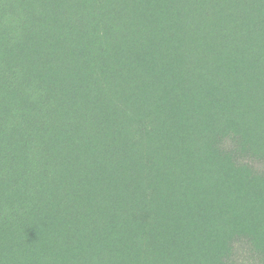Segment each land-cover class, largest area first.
<instances>
[{"label":"rangeland","instance_id":"1","mask_svg":"<svg viewBox=\"0 0 264 264\" xmlns=\"http://www.w3.org/2000/svg\"><path fill=\"white\" fill-rule=\"evenodd\" d=\"M252 91L264 93V0H0V250L132 264L131 239L154 226L161 264L201 259L185 214L218 206L195 192L244 183L245 164L264 174L246 155L264 154ZM154 122L153 135L137 127ZM105 154L114 180L92 168Z\"/></svg>","mask_w":264,"mask_h":264},{"label":"trees","instance_id":"2","mask_svg":"<svg viewBox=\"0 0 264 264\" xmlns=\"http://www.w3.org/2000/svg\"><path fill=\"white\" fill-rule=\"evenodd\" d=\"M259 78L254 77V81ZM244 86H237L236 92L240 93ZM250 98L254 101L257 111L263 110L264 108V93H256L252 91ZM210 100H206L208 103ZM156 122L151 124H139V127L146 134H154L158 125ZM213 130L212 127L208 126V131ZM223 139L235 137V134H239L238 130L231 129L227 131H222ZM222 139V140H223ZM146 143V139L142 138V142ZM144 142L140 145V148L144 146ZM146 152L148 156V163L145 164V172H147L148 177L153 178V170L157 169L154 163V155L150 151ZM262 150H256V148H251L246 153L249 159H264V154ZM156 160V159H155ZM259 161V160H258ZM98 166H93L94 170L98 173L104 174V178L107 181L114 180L118 176L117 171L112 170V164L109 161L107 155H101ZM247 169H250L249 172ZM60 172H55L54 174H73L76 173V167L74 164H69L63 166ZM243 173H247L243 177V182L238 186L232 184L220 185L216 184L212 186L211 191L207 192L206 183L204 182L198 190L195 192L199 198H195L198 204L203 202L213 201L217 204V208L214 213H210L209 208L204 207V210L192 211L185 214V221L190 222L193 227L200 226L201 228V259L196 260L191 258L188 264H211L208 262H215V264H264V174L256 173L251 170L248 164L243 165L241 170ZM91 173L90 171H87ZM77 175H79L77 173ZM85 176L84 173L80 174ZM106 186V185H105ZM203 189H202V188ZM135 186L129 184V182L124 186L122 193L130 195L131 199L135 197ZM152 193V192H151ZM153 198L154 194H151ZM164 196V195H163ZM162 197V196H161ZM148 197L143 195L142 201H146ZM159 201L165 204L158 195ZM174 206H181L180 200L174 198ZM192 198L185 199L189 207V201ZM119 203V204H118ZM231 204L230 209H225L223 204ZM111 210L118 209L121 211V202L112 201L109 202ZM128 215H132L133 218L137 219L142 214L138 211V208H134L132 205L128 206ZM156 223L158 218L154 216ZM153 218V219H154ZM134 225V222L131 221ZM135 227V226H134ZM154 227V226H153ZM151 228L149 233L145 236L136 235L131 239L133 247L135 248V259L131 261L132 264H161L159 254L157 256H152L150 252L153 251L152 248L159 246L157 243V231L155 228ZM75 229L78 226L74 227ZM160 239V238H158ZM29 246V245H28ZM0 262L2 264H36L33 259L27 256L28 251H25V258L23 259V252L20 251L10 252L5 249L0 250ZM159 251V250H158ZM242 252V257L237 258L236 255ZM158 253V252H157ZM63 250L57 249L51 252V256L48 264H62ZM176 257L179 254L175 255ZM199 261V262H198ZM198 262V263H197ZM174 264H185V259H175Z\"/></svg>","mask_w":264,"mask_h":264}]
</instances>
